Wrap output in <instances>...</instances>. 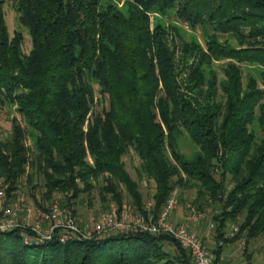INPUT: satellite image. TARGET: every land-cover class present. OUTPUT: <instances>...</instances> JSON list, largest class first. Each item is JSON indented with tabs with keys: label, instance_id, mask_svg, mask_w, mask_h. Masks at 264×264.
Segmentation results:
<instances>
[{
	"label": "trees",
	"instance_id": "obj_1",
	"mask_svg": "<svg viewBox=\"0 0 264 264\" xmlns=\"http://www.w3.org/2000/svg\"><path fill=\"white\" fill-rule=\"evenodd\" d=\"M10 1L31 47L23 51L21 31L10 36L0 0V106L26 123L14 116L0 137L7 200L24 178L35 191L37 176L43 202L59 195L72 209L101 182L103 204L122 203L125 191L141 207L124 160L133 151L138 178L154 183L155 213L181 188L217 205V258L228 221L238 226L230 241L264 236V0ZM168 10L202 29L203 43L152 17ZM184 136L192 156L180 147ZM27 233L0 231V264H194L167 234L29 244Z\"/></svg>",
	"mask_w": 264,
	"mask_h": 264
},
{
	"label": "built area",
	"instance_id": "obj_2",
	"mask_svg": "<svg viewBox=\"0 0 264 264\" xmlns=\"http://www.w3.org/2000/svg\"><path fill=\"white\" fill-rule=\"evenodd\" d=\"M176 190L159 211L154 212L152 201L145 202L141 207L132 202L109 201L101 211L92 227L83 225L67 207L58 201L52 203L48 210L31 207H19L5 198L0 190V231L16 228L29 230L25 241L29 244H41L57 238L60 242L76 238L89 239L109 233L147 232L150 234H167L172 236L183 248L187 249L194 264H226L223 257L217 256L205 247L191 225L205 217L204 213H192L182 224L172 222L171 214L178 208ZM19 214L22 215L21 220ZM36 218L32 224L30 220Z\"/></svg>",
	"mask_w": 264,
	"mask_h": 264
},
{
	"label": "rangeland",
	"instance_id": "obj_3",
	"mask_svg": "<svg viewBox=\"0 0 264 264\" xmlns=\"http://www.w3.org/2000/svg\"><path fill=\"white\" fill-rule=\"evenodd\" d=\"M3 1H4L5 19L9 29L10 36H12L15 31H21L25 37L23 44V51L25 53H28L31 47V39L29 37V34L27 30L19 24L18 15L16 13L15 7L12 4V2L10 0H3ZM152 17L155 20H161L166 24L171 22L179 26H182L184 30L183 34H185V37L187 39L190 36H195L201 43H203V30L200 28H196L193 31L190 30L182 22L176 20L174 10H168L165 16L153 14ZM96 98L100 100V94L98 90H96ZM106 104L107 103L105 101L103 103L101 102L100 104H96L93 107V109L96 112H100ZM14 116L18 119V121L21 123L22 126L26 127V123L24 122L22 116L17 114L14 108H10L9 106H0V137L2 139L9 137L12 127V119ZM30 141H28L27 144H31ZM179 143L183 152L188 156H192L194 152V147L189 141V139L186 136H184L183 138H181ZM124 160L127 171L130 173V175L134 180H138L139 191L142 194L144 202L151 201V196L155 190L154 183L145 177H142L141 179L138 178L137 168L139 167L140 164L139 158L135 155L133 151H131L129 156H126ZM32 184H38V187L35 189V191L32 190L31 185H27L25 178L21 180L19 183V189L15 193L17 198L10 199L9 201L12 204H17L19 207L27 206L33 209H37L39 207L33 201L32 196H30V194L33 193L35 195V199L44 204V209L41 210L47 211L48 208L52 205V203L61 199V196L56 195L53 201L43 202L41 199V194L42 192H44L42 186L43 184L42 177L41 178L37 176L34 177ZM100 184L101 182L97 184L94 190H92L91 192L82 193L74 201L72 205V209L67 207L70 211L74 210L73 215L77 218V220H79V222H82L83 225H87L88 227H92V224L100 215L101 211L104 210V208H106L108 204L106 203L105 205L100 200L99 188H98V185ZM3 186L4 185L2 184V179H0V190L2 191H4L5 189L4 188L5 186L4 187ZM176 198L179 203L178 206L181 207L184 206L188 216L194 212L204 213L205 217L202 220H206L208 224H213V227L209 226L211 228L209 230L211 231V236H212L211 239L213 243L206 242L199 235L198 236L201 238L205 247L216 255L214 248L216 246L215 245L216 242L218 243V240L216 238L217 236L216 222L213 220V217L215 215H218L220 212L217 205H214L210 202L209 205H204L196 202L195 201L196 189H192V188L191 189L181 188L176 190ZM123 202H132L131 199L127 196L125 191H123ZM198 205L200 206L203 205V206L201 208L200 206L199 208H197ZM19 215H20L19 219L21 220L22 215L21 214ZM36 221H37L36 218H32L30 220V223L34 224ZM237 230H238V226L235 225L233 222L228 221L224 228L223 237L219 241L220 245H223V248H227L229 245L232 246L231 251L236 250V253L238 254V257L236 258L237 260L235 262H239V264H248V262L249 264H264V236H259L253 240H249L248 242H246L245 236H241L233 241H230V239H232V237L237 233ZM223 262L226 264H230L228 262H225L224 259Z\"/></svg>",
	"mask_w": 264,
	"mask_h": 264
},
{
	"label": "crops",
	"instance_id": "obj_4",
	"mask_svg": "<svg viewBox=\"0 0 264 264\" xmlns=\"http://www.w3.org/2000/svg\"><path fill=\"white\" fill-rule=\"evenodd\" d=\"M187 217L188 215L187 212L185 211L184 206L183 207L178 206V208L175 211H173L171 214L172 222L176 225L184 223ZM209 226L213 227V224H208L206 220H202L199 223L192 224L191 229L195 231L206 242H212L211 231L209 230L211 228ZM231 247L232 246L229 245L227 248H223L221 256L223 257L225 262H228L230 264L232 263L239 264V262H235L237 260L236 258L238 257V254L236 253V250L231 251Z\"/></svg>",
	"mask_w": 264,
	"mask_h": 264
}]
</instances>
